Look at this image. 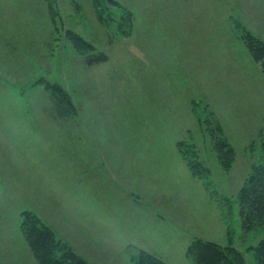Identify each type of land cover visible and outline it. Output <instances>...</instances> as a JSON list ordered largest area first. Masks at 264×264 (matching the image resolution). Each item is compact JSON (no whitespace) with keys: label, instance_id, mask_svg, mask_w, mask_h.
<instances>
[{"label":"rangeland","instance_id":"374dc122","mask_svg":"<svg viewBox=\"0 0 264 264\" xmlns=\"http://www.w3.org/2000/svg\"><path fill=\"white\" fill-rule=\"evenodd\" d=\"M252 46L264 0H0V264H39L30 216L90 264H258Z\"/></svg>","mask_w":264,"mask_h":264},{"label":"trees","instance_id":"16d2710c","mask_svg":"<svg viewBox=\"0 0 264 264\" xmlns=\"http://www.w3.org/2000/svg\"><path fill=\"white\" fill-rule=\"evenodd\" d=\"M263 47L252 46V51L258 58L264 57ZM262 54V56H260ZM259 172V171H258ZM264 171L263 169L256 176H252L241 193V219L243 227L251 229L255 224V219L264 213ZM28 215V214H27ZM27 226L25 222L22 226L23 235L32 249L39 264H90L82 256L76 253L69 244L55 237V232L44 225L35 216H30ZM29 220V221H30ZM27 226V227H26ZM199 243L192 245L191 254L199 258L201 264H221L217 259L218 253L210 246L205 245V249ZM197 245V246H196ZM195 251V252H194ZM204 251V252H203ZM258 264H264V240L257 248ZM216 258H215V257ZM228 258V257H227ZM234 258V257H233ZM204 260H206L204 262ZM228 264H239L238 260L232 258L224 259Z\"/></svg>","mask_w":264,"mask_h":264}]
</instances>
